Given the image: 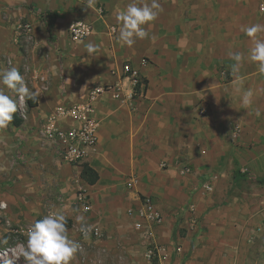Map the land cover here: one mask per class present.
I'll return each instance as SVG.
<instances>
[{"label": "crops", "instance_id": "obj_1", "mask_svg": "<svg viewBox=\"0 0 264 264\" xmlns=\"http://www.w3.org/2000/svg\"><path fill=\"white\" fill-rule=\"evenodd\" d=\"M261 1L159 0L163 12L150 28L145 26L150 38L131 48L117 39L116 17L107 15L101 2L90 9L87 0H58L51 22L31 17L33 43L25 54L13 48L8 54L13 67L21 71L25 65L29 71L24 79L37 94L38 106L28 110L26 101H18L27 113L23 125L0 130V205L5 206L0 238L63 210L70 238H79L78 215L104 233L102 240L85 241L71 264H110L111 256L122 250L130 251V263L137 264L141 254L132 252L148 243L139 239L134 223L140 222L141 199L149 197L163 216L155 231L154 245L161 248L156 264H181L200 236L201 215L217 209L233 184L264 180V74L247 60L252 44L241 30L264 24ZM77 20L94 25V33L79 43L69 35ZM111 26L118 29L115 37ZM6 36L1 27L0 40ZM88 43L97 47L94 54L87 52ZM230 51L245 54L239 74L245 77L244 88L255 91L248 108L233 87ZM126 62L147 80L146 96L123 103L108 92L95 101L98 144L83 165L99 180L90 185L82 178L83 165L61 161L40 129L55 108L83 103L94 86L121 83L119 72ZM222 70L228 72L226 83ZM0 89L18 100L13 91L3 85ZM201 107L207 110L203 116ZM75 126L71 119L57 122L62 129ZM179 164L191 166V172H180ZM131 177L138 179L135 193L127 186ZM205 182L212 184V194L203 193ZM80 190L89 194L88 213L76 205ZM202 252L197 250L195 259Z\"/></svg>", "mask_w": 264, "mask_h": 264}, {"label": "rangeland", "instance_id": "obj_2", "mask_svg": "<svg viewBox=\"0 0 264 264\" xmlns=\"http://www.w3.org/2000/svg\"><path fill=\"white\" fill-rule=\"evenodd\" d=\"M57 2L58 0H3V2L0 0V28L4 27L7 32L6 40H0V72L14 66L10 59L13 56L8 54L12 48L25 54L27 47L33 43L29 34L33 27L30 18L39 20L45 16L51 22L53 7ZM95 2L103 3L107 8V15L113 13L116 17L117 11L125 8L129 0H95ZM114 23L118 28L120 27L117 19ZM145 55L150 57L149 54ZM25 67L22 66L20 71L23 77L29 72ZM244 192H249L250 196L245 197ZM203 193L213 192L208 193L203 190ZM185 198L184 200L187 199ZM263 212L264 180L240 181L233 184L227 197L219 202L217 209L201 215L200 236L195 240L189 256L181 264H264ZM16 230L17 228L1 235L0 254L4 250H9L7 258H14L16 264H24L20 253L27 243V236L16 233ZM5 240L7 243H4ZM152 247L154 246L143 244L140 249L132 252L141 254L137 264H156V258L153 260L147 258L146 252ZM200 249L203 250L201 257L195 259L196 251ZM129 252L122 250L118 254H113L110 264H131L132 258ZM5 259H1L0 264H4ZM101 263L99 260L98 264Z\"/></svg>", "mask_w": 264, "mask_h": 264}, {"label": "clouds", "instance_id": "obj_3", "mask_svg": "<svg viewBox=\"0 0 264 264\" xmlns=\"http://www.w3.org/2000/svg\"><path fill=\"white\" fill-rule=\"evenodd\" d=\"M86 5L92 9L95 6V0H87ZM161 12H163V8L159 0H150V2L144 3L131 0L125 8L117 11L116 19L120 22L117 39L122 45L131 48L137 40L150 38L145 26L150 28ZM241 30L252 44L247 53V60L256 65L260 74H264V37L261 36L264 34V24L254 23ZM113 31L116 30L113 29ZM85 47L89 54H94L98 50L92 43L86 44ZM228 55L234 61L231 66V71L235 76L234 90L240 95L243 107L248 108L253 102L255 91L251 88H244L245 77L239 74L245 54L239 51H230ZM0 85L15 92L18 97V100L13 99L0 89V130H4L9 127L17 109L22 108L18 101L32 100L35 102L37 94L27 86L23 75L16 67H10L0 72ZM76 221L80 224L81 234L87 238L91 231V225L86 223L83 215L76 216ZM67 225L68 218L63 210L52 211L41 219L35 220L28 229L27 243L20 253L24 264H71L81 249V244L70 238ZM4 243L7 241L5 240ZM4 264H16V261L14 258H7L4 260Z\"/></svg>", "mask_w": 264, "mask_h": 264}, {"label": "built area", "instance_id": "obj_4", "mask_svg": "<svg viewBox=\"0 0 264 264\" xmlns=\"http://www.w3.org/2000/svg\"><path fill=\"white\" fill-rule=\"evenodd\" d=\"M264 0L260 3V11L264 13ZM98 12L101 16L104 15V8L99 6ZM27 28H29L27 26ZM115 29L116 31H113ZM30 30V29H29ZM118 29L116 26L110 27L112 36H116ZM94 33V25L83 20H77L70 25L69 35L73 42L79 43L88 39ZM142 64L147 65L148 60L142 59ZM120 73L121 83L115 85L94 86L90 89L87 99L83 103H79L70 107H57L51 113L50 118L40 129V134L43 140L50 143L55 148L59 159L72 166H82L85 159L89 156L90 152L95 151L98 144V128L99 123L94 117V104L95 101L104 93H112L116 99L123 103L136 98H144L148 88V82L141 74L140 70L133 67L129 62L123 64ZM220 76L226 83L228 81V72L222 70ZM42 81L46 83L45 78ZM45 89L47 86L45 85ZM124 91H126L125 94ZM22 102V101H21ZM199 115L203 116L207 110L204 107L199 108ZM19 114L23 120H26L27 113L21 108ZM63 119H71L77 123V126L68 129L57 127V122ZM239 132V127H235L234 136ZM178 169L182 173H190L191 166L178 165ZM137 177H131L127 183L128 189L135 193L137 186ZM205 192L212 193L213 186L210 182H205L202 185ZM76 205L78 209L84 213H88L91 209L89 194L86 190H80L76 196ZM141 209L138 212L140 222L134 223V228L138 233L139 239L142 242L148 243V246H154L147 250V258L153 260L157 254L160 255L161 248L154 245L156 239L155 231L163 222V216L157 209L156 205L149 197L141 199ZM5 206L0 205V210ZM85 209H87L85 211ZM130 214H133L130 211ZM196 223V222H195ZM198 225V224H197ZM30 226L19 227L16 233L27 236ZM104 233L98 227L91 226V231L88 237L85 238L79 229V238L77 241L81 244V249L84 250L85 241L93 239L96 241L102 240ZM182 250L181 247L179 249ZM9 256V250H4L0 254V260Z\"/></svg>", "mask_w": 264, "mask_h": 264}, {"label": "trees", "instance_id": "obj_5", "mask_svg": "<svg viewBox=\"0 0 264 264\" xmlns=\"http://www.w3.org/2000/svg\"><path fill=\"white\" fill-rule=\"evenodd\" d=\"M42 18L46 19L49 23L48 17L46 18L45 16H43ZM50 28L51 25L49 26V31L51 30ZM37 106H38V99L35 102L32 100H26V107L28 110L35 108ZM23 123L24 120L21 118L19 114V109H17V112L13 114V118L10 124L16 127H20L23 125ZM82 178L90 185L95 184L99 180L98 174L86 164L83 165Z\"/></svg>", "mask_w": 264, "mask_h": 264}]
</instances>
